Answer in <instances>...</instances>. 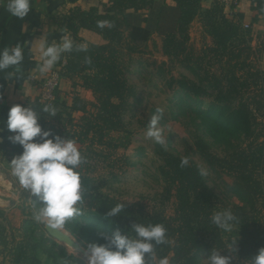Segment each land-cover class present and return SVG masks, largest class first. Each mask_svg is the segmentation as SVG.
Masks as SVG:
<instances>
[{
	"label": "trees",
	"instance_id": "trees-1",
	"mask_svg": "<svg viewBox=\"0 0 264 264\" xmlns=\"http://www.w3.org/2000/svg\"><path fill=\"white\" fill-rule=\"evenodd\" d=\"M172 1L177 12L168 14L162 23L158 21L162 6L155 0H107L72 9L63 28L74 41V48L62 54L56 71L78 79L79 86L94 96L91 109L76 93L68 105L59 103L57 91L52 104L58 102L60 108L55 116L43 113L40 109L45 105L38 99L28 106L41 112L38 122L42 130L74 139L82 146L78 150L86 162L79 169L84 190L81 205L89 214L81 215L83 224L75 222L69 229L79 240L103 244L101 232L110 235L120 228L126 234L133 223H159L167 229L168 243L157 246L158 258L168 257L170 264H205L204 258L213 247L226 255V246L210 217L218 210L230 208L241 223L237 226L235 264H251L250 257L264 247V123L258 121L264 118V70L257 63L258 55L264 51V32L253 37L250 25L244 28L237 19L228 18L223 5L215 0L203 10L201 0ZM257 2L254 8L261 14L264 0ZM196 17L208 37L198 51L188 46L189 26ZM99 21H108L111 27H99ZM163 23H170L171 28L162 33L161 54L191 75L175 77L168 73L167 88L178 95L182 110H186L188 101L196 105L189 106L190 111L222 148L223 155H218L202 137L195 136L193 141L195 151L210 170L232 177L228 194L233 201L223 207L192 160L155 144L161 160V198L162 202L173 200L172 213L148 211L142 203L135 202L123 204L119 216L106 218L109 208L119 201L102 193L89 172L92 164L112 166L111 157L118 149L127 148L133 136L123 115L129 110L127 99L134 95V88L125 77L121 57L142 54L151 33ZM80 46H86V50H78ZM158 71L164 75L161 66ZM203 99L209 100L206 108L201 105ZM35 140L39 141V137ZM184 157L189 164L181 167ZM3 232L0 224V244L5 250ZM38 250L35 241L25 240L22 235L7 256L11 264H40Z\"/></svg>",
	"mask_w": 264,
	"mask_h": 264
},
{
	"label": "rangeland",
	"instance_id": "rangeland-1",
	"mask_svg": "<svg viewBox=\"0 0 264 264\" xmlns=\"http://www.w3.org/2000/svg\"><path fill=\"white\" fill-rule=\"evenodd\" d=\"M194 26V24L189 26L188 46L198 51L208 42V37L204 33L201 35L198 28ZM170 28V23H163L161 28L153 31L150 40L147 41V48L142 54L123 55L121 57L125 77L134 88V95L127 99L129 110L123 115L127 128L133 132V136L127 148L118 149L115 155L111 157L109 163H112V166L92 164L93 169L89 172V175L95 179V184L102 193L124 205L140 202L148 211L160 210L165 215H170L173 209V200L162 202L163 182L158 172L161 160L155 152L156 143L146 137L150 116L156 114L157 109H162V118L158 127L163 130L167 138L166 150L179 156H187L200 170L206 171L207 174L204 176L207 184L220 198V204L226 207L228 202L233 201L228 194V185L231 184L232 177L217 174L210 170L195 151L193 141L195 136H200L215 154L223 155V150L214 143L208 130L201 125L199 118H195L194 113L190 111V107L194 108L196 105L188 101L186 110H182L177 103L178 95L167 88L166 79L168 78V73L175 77L185 75L191 78V75L183 67L175 62H170L160 52L162 33ZM253 43L255 44L256 42L253 41ZM259 55L258 58H260ZM261 60L264 65V59L261 58ZM161 62H164L165 65H161ZM257 63L264 70L258 60ZM159 66L164 70L163 76L158 71ZM77 81L79 82L78 79ZM73 93L79 95L91 109L90 104L94 102L92 94L85 89L82 92L75 91ZM73 93L70 95V102ZM208 103V99H203L201 105L206 108ZM74 115L76 118L78 117V114ZM258 121L264 123V118L258 119ZM76 145L78 149L82 147L78 144ZM10 185L11 188H8L10 194L6 200L7 205L13 209V212L10 224L4 225L3 236L5 241H7V245L5 246L6 249L3 250V245L0 244V254L5 252L8 255L16 241L21 240L22 235H25V240L35 241L38 244L39 250L37 252L43 255H50L52 257H50L51 260L57 264H65L66 261L68 264H85L82 253L54 240L46 233L45 224L34 219L35 208L38 207V205L35 207L33 205V200L36 198L29 197L27 192H23L19 188L17 181L10 182ZM80 207L82 215L89 214V211L83 209L82 205ZM75 222L83 224L81 215L69 218L60 229L69 233L85 250L88 244L79 240L69 230L75 225ZM12 228H14V232ZM237 230H234L231 234H225L218 230L219 237L226 247L229 239L238 238ZM237 241L235 247H237ZM226 251V255L235 257L232 261V264H235L237 261L236 252L233 253L227 249Z\"/></svg>",
	"mask_w": 264,
	"mask_h": 264
},
{
	"label": "clouds",
	"instance_id": "clouds-1",
	"mask_svg": "<svg viewBox=\"0 0 264 264\" xmlns=\"http://www.w3.org/2000/svg\"><path fill=\"white\" fill-rule=\"evenodd\" d=\"M6 11L11 17L23 19L31 10L30 0H7ZM99 27H111L108 21H99ZM24 44L0 49V72L10 67L15 72L6 73L12 78L20 71L19 65L24 60ZM74 41L70 37L49 44L47 39L39 43L40 60L39 71L46 73L53 69L61 59L62 54L71 52ZM78 50H86L80 46ZM40 110L49 117L57 114L52 105H45ZM41 112L31 106L15 104L10 107L4 128L13 133L9 140L22 147L20 155L10 162L12 175L16 178L19 188L27 192L33 200L34 219L56 228L62 227L69 218L82 215L80 205L83 203L84 190L81 185V165L85 158L71 138H62L54 135L51 130H42L39 124ZM162 118V109L150 116L146 137L166 149L167 138L163 130L158 127ZM4 128L0 131H3ZM39 137V141L35 138ZM189 164L187 157L182 158L181 167ZM201 175L206 171L201 170ZM124 205L120 202L110 207L106 218L117 217L123 211ZM211 224L225 234H231L240 227L239 217L232 210L222 209L214 212L210 217ZM238 227V229H239ZM238 231V230H237ZM167 229L163 224L133 223L126 234L120 228L114 229L111 234L99 233L104 240L103 244L89 243L84 252L85 264H170L168 257H157V246L168 243ZM238 239V238H237ZM237 239H229L224 249L235 253ZM231 241V243H229ZM222 249H211L205 264H232V255H221ZM251 264H264V247L250 257ZM65 264H68L66 261Z\"/></svg>",
	"mask_w": 264,
	"mask_h": 264
},
{
	"label": "crops",
	"instance_id": "crops-1",
	"mask_svg": "<svg viewBox=\"0 0 264 264\" xmlns=\"http://www.w3.org/2000/svg\"><path fill=\"white\" fill-rule=\"evenodd\" d=\"M107 0H30L31 10L21 20L11 17L6 11L7 0H0V49L3 47H13L16 44H24V60L19 65L20 71L15 76L9 78L6 73L15 72V68L10 67L5 72H0V130L4 128V121L11 106L19 104L27 107L41 94L43 83L53 74L56 79V90L58 102L69 103L71 93L82 92L84 89L79 86L77 79H70L59 75L55 65L52 70L41 73L39 43L42 39L47 42L59 43L63 37H70L64 26V19L69 12L76 7H89L98 5ZM157 5L162 6L159 22L167 20L168 14L177 12L176 4L172 0H155ZM211 0H201V9H205ZM257 0H238L233 8H224L225 15L230 19H237L241 26L250 25L253 37L264 32V10L260 14L254 8ZM165 18V19H164ZM164 19V20H163ZM202 35L205 34L200 19L196 17L192 23ZM203 34V35H204ZM259 63L264 59V51L260 53ZM52 75V76H53ZM79 94V93H78ZM53 105L60 108L59 103ZM47 121V120H46ZM13 133L6 128L0 131V224H10L13 209L7 205V198L10 194V182H16L12 175L10 162L13 157L22 152V147L10 142L9 137ZM77 146V145H76ZM11 188V187H10ZM7 223V224H6ZM14 228H12V231ZM15 231V230H14ZM13 231V232H14ZM40 264H57L46 254L37 252ZM0 264H11L9 256L5 252L0 254Z\"/></svg>",
	"mask_w": 264,
	"mask_h": 264
},
{
	"label": "built area",
	"instance_id": "built-area-1",
	"mask_svg": "<svg viewBox=\"0 0 264 264\" xmlns=\"http://www.w3.org/2000/svg\"><path fill=\"white\" fill-rule=\"evenodd\" d=\"M219 4L223 5L224 8H233L238 0H215ZM244 28H247L248 25L244 24ZM53 75V74H52ZM47 79L42 85V91L38 97V101L44 105H51L54 100V91L56 89V79L54 75Z\"/></svg>",
	"mask_w": 264,
	"mask_h": 264
},
{
	"label": "water",
	"instance_id": "water-1",
	"mask_svg": "<svg viewBox=\"0 0 264 264\" xmlns=\"http://www.w3.org/2000/svg\"><path fill=\"white\" fill-rule=\"evenodd\" d=\"M46 233L59 243H62L74 250L79 251L84 255L85 250L81 248L78 242H76L69 233L61 230L60 228L53 227L51 225L44 226Z\"/></svg>",
	"mask_w": 264,
	"mask_h": 264
}]
</instances>
